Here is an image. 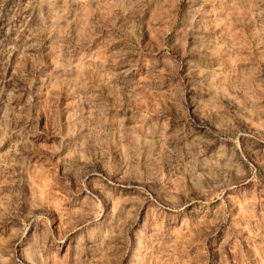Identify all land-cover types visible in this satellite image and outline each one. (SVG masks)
<instances>
[{
    "label": "rangeland",
    "instance_id": "1",
    "mask_svg": "<svg viewBox=\"0 0 264 264\" xmlns=\"http://www.w3.org/2000/svg\"><path fill=\"white\" fill-rule=\"evenodd\" d=\"M0 264H264V0H0Z\"/></svg>",
    "mask_w": 264,
    "mask_h": 264
}]
</instances>
